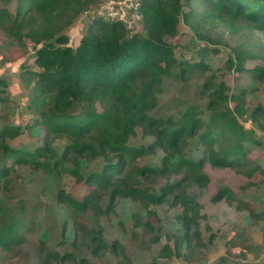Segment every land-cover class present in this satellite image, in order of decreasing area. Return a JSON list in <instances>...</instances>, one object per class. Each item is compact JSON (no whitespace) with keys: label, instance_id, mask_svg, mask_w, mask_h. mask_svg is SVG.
Here are the masks:
<instances>
[{"label":"trees","instance_id":"trees-1","mask_svg":"<svg viewBox=\"0 0 264 264\" xmlns=\"http://www.w3.org/2000/svg\"><path fill=\"white\" fill-rule=\"evenodd\" d=\"M99 2L17 0L15 13L0 7L5 38L33 52L21 76L30 88L27 110L34 116L25 129L0 128V250L23 246L25 232L32 228L26 201L14 195L13 186L17 168L29 167L49 176L66 174L88 188L82 198L58 193L72 221L73 249L86 248L96 256L105 250L121 254L118 243L108 245L102 229L87 227L82 218H100L114 210L118 199H131L145 208H181L178 220L184 232L176 235L175 249L166 245L162 255L179 257L183 247L193 253L203 246L197 190L211 183L207 166L234 170L248 180L263 172L250 158L252 145L258 143L255 134L241 120L248 117L264 132V107L250 111L247 91L230 95L227 83L213 70L211 55L223 44L218 30L230 35L244 29L264 33V0H142V31L96 17L73 47L66 30L95 11ZM181 23L207 43L190 58L170 41L178 36ZM248 59L264 56L235 47L224 66L264 81V67L249 70ZM195 73L211 74L200 87L201 101L177 100L173 110L159 111L167 82L186 84ZM35 129L43 133L39 143L31 137ZM138 130L150 141L132 144ZM27 133L32 141H19ZM159 152L160 165H139L140 159ZM236 198L232 188L221 187L211 202L231 204ZM243 206L256 216L249 204ZM68 227L63 221L62 236ZM35 254L37 264H93L86 257L51 251L44 242Z\"/></svg>","mask_w":264,"mask_h":264},{"label":"rangeland","instance_id":"rangeland-1","mask_svg":"<svg viewBox=\"0 0 264 264\" xmlns=\"http://www.w3.org/2000/svg\"><path fill=\"white\" fill-rule=\"evenodd\" d=\"M16 1L0 0V7H7L15 13ZM96 11L83 14L66 30L73 47L79 44L87 27L97 17ZM131 31H142L141 22ZM218 36L222 38L223 44L215 46L219 53L211 55V64L217 78L227 83L230 95L247 91L246 107L250 111L259 105L264 107V81L253 78L249 72H231L224 66L227 56L235 47L256 56H264V33L244 29L230 35L222 29L218 30ZM170 41L177 45V51L185 54L186 58L197 54L207 45L199 41L183 23L179 26L178 36ZM32 53L31 47L24 49L5 38L0 28V128L18 125L25 129L32 122L34 116L27 110L30 88L21 76L22 66L32 61ZM258 66L264 67V60L246 61V68L249 70ZM210 75L195 73L186 84L167 82L159 100V111L166 113L173 110L171 105L177 100L201 101L204 95L201 94L200 87ZM203 100L206 101L207 97ZM241 123L255 134L258 143L252 145L250 158L262 167L263 172H257L253 180H248L234 170L212 169L207 166L206 172L211 183L207 188L197 190L198 202L202 205L199 231L203 246L199 250L189 253L183 247L179 257L173 254L163 256V247L170 245L175 249L176 235L184 232L183 225L178 220L181 208L167 204L145 208L131 199H118L114 210L100 218H95L92 214L82 218L87 227L102 229V237L108 245L118 243L121 254L105 250L96 256L86 248L73 249L75 235L72 221L68 210L58 202V193L63 190L82 198L88 188L75 183L66 174L49 176L29 167H18L13 177L14 195L26 201L32 228L25 232L27 240L23 246L10 252L0 250V264H37L34 256L42 242L51 251L62 254L69 252L78 258L86 257L93 264H218L221 259L224 264H264V132L260 125L252 123L248 117L243 118ZM31 137H34L33 142L39 143L43 138L42 130H33ZM31 137L27 133L19 141L27 144L32 141ZM148 141L150 140L144 139L142 132L138 130V137L131 143L140 145ZM162 156L161 152L147 156L139 160V165H160ZM96 166L97 164L92 165L91 169ZM250 183L252 184L249 185ZM221 187L232 188L237 197L233 203L225 200L211 202ZM243 204H249L258 218L245 210ZM107 205L108 200L103 203L104 208ZM63 221L69 224L65 236H62ZM148 225L153 226L154 230ZM157 235L158 241L154 240ZM62 264L74 263L69 261Z\"/></svg>","mask_w":264,"mask_h":264},{"label":"built area","instance_id":"built-area-1","mask_svg":"<svg viewBox=\"0 0 264 264\" xmlns=\"http://www.w3.org/2000/svg\"><path fill=\"white\" fill-rule=\"evenodd\" d=\"M142 0H100L97 17L109 22H120L127 29L133 30L142 21Z\"/></svg>","mask_w":264,"mask_h":264}]
</instances>
